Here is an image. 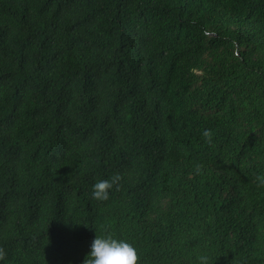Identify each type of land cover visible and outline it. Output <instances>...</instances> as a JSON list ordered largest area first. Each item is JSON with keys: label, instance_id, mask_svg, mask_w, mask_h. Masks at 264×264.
<instances>
[{"label": "trees", "instance_id": "obj_1", "mask_svg": "<svg viewBox=\"0 0 264 264\" xmlns=\"http://www.w3.org/2000/svg\"><path fill=\"white\" fill-rule=\"evenodd\" d=\"M258 178L264 0H0V264H264Z\"/></svg>", "mask_w": 264, "mask_h": 264}, {"label": "clouds", "instance_id": "obj_2", "mask_svg": "<svg viewBox=\"0 0 264 264\" xmlns=\"http://www.w3.org/2000/svg\"><path fill=\"white\" fill-rule=\"evenodd\" d=\"M204 137L209 136V131L202 132ZM121 179L119 174L110 179L97 180L91 186V198L105 201L109 198L110 191ZM264 184V178H258ZM96 230V229H95ZM138 253L133 244L125 238H120L110 232H97L90 245L83 264H138ZM200 264H209L207 256L199 257Z\"/></svg>", "mask_w": 264, "mask_h": 264}]
</instances>
